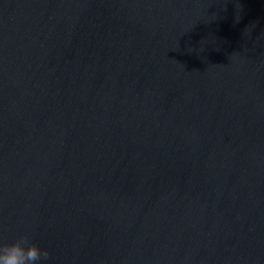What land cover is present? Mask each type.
Returning a JSON list of instances; mask_svg holds the SVG:
<instances>
[{
  "label": "water",
  "instance_id": "obj_1",
  "mask_svg": "<svg viewBox=\"0 0 264 264\" xmlns=\"http://www.w3.org/2000/svg\"><path fill=\"white\" fill-rule=\"evenodd\" d=\"M0 264H264V0H0Z\"/></svg>",
  "mask_w": 264,
  "mask_h": 264
}]
</instances>
